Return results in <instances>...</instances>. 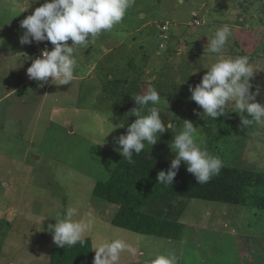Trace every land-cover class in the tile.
I'll use <instances>...</instances> for the list:
<instances>
[{"label":"rangeland","instance_id":"1","mask_svg":"<svg viewBox=\"0 0 264 264\" xmlns=\"http://www.w3.org/2000/svg\"><path fill=\"white\" fill-rule=\"evenodd\" d=\"M42 3L0 0V264H50L58 246L49 225L69 207L78 209L74 219L91 222L84 239L93 250L98 237L136 248L135 256L123 252L118 264H145L168 252L178 264H264V212L254 216L247 207L192 200L181 208L183 239L171 243L115 227L117 206L93 196L123 158L113 150L114 138L136 119L127 116L138 107L132 98L150 86L160 93L161 119L175 125L156 145H146L154 161L171 162L169 144L189 120L200 147L223 166L264 172V126L245 128L231 111L216 120L197 116L194 110L203 109L189 91L216 61L208 40L229 25L225 56L249 57L251 91L259 87L256 102L264 105V0H135L120 24L76 52V78L69 85L49 79L39 87L43 82L27 77L28 64L34 53L53 46L19 40L25 31L20 21ZM51 85L65 89L49 92ZM108 121L125 128L103 144L112 130Z\"/></svg>","mask_w":264,"mask_h":264},{"label":"clouds","instance_id":"2","mask_svg":"<svg viewBox=\"0 0 264 264\" xmlns=\"http://www.w3.org/2000/svg\"><path fill=\"white\" fill-rule=\"evenodd\" d=\"M134 3L135 0H43L40 7L20 21V28L25 31L19 42L21 45H30L47 41L53 47L49 50L45 46L41 55L32 60L31 66L27 68L28 78L43 82L39 87L47 84L49 78L51 83L55 81L59 85H69L76 78V52L95 43L101 33L111 31L120 24ZM231 35L230 26L223 25L208 40L207 48L216 54V61L207 68L199 84L189 87L190 99L203 109L202 114L196 110L194 114L216 120L231 111L238 113L245 128L253 124L264 126V105L256 102L260 89L256 87V91H251L253 84L250 81L254 78V70L249 57L225 56ZM68 41H71V45ZM197 71L198 68L194 69L193 74ZM132 99L138 107L133 108L127 116L136 119L127 125L126 134L114 138L118 147L113 149L129 164L134 163V154L139 155L146 145H156L163 133L175 127L171 122L166 125L161 119V110L156 106L161 96L155 87L150 86L144 94ZM108 123L112 130L104 137L103 144L115 129L125 128L121 123ZM197 135L198 128L194 127L193 122L184 120L181 130L173 135L169 144L175 156L166 171L157 173L158 183L165 187L171 186L182 163L198 184H205L213 176L219 175L223 167L222 160L202 149L197 142ZM77 215L78 209L69 207L63 218L55 220L54 226L49 225L53 242L58 247L85 243L84 237L91 231V222L74 219ZM97 239L93 264H118L125 251L133 256L137 254L136 248L123 239ZM145 264H178V258L174 252H168L146 259Z\"/></svg>","mask_w":264,"mask_h":264},{"label":"trees","instance_id":"3","mask_svg":"<svg viewBox=\"0 0 264 264\" xmlns=\"http://www.w3.org/2000/svg\"><path fill=\"white\" fill-rule=\"evenodd\" d=\"M133 160L129 164L122 158L109 179L98 182L94 188L95 198L117 206L112 219L115 227L163 240H181L185 232L180 222L181 208L186 202L201 200L243 206L254 216L264 212V172L223 166L219 175L198 184L186 171V165L181 164L172 185L165 187L158 183L157 173L166 171L170 163H157L146 149L134 154ZM144 207L152 213H144ZM94 256L91 240L85 239L83 245L54 248L50 264H93Z\"/></svg>","mask_w":264,"mask_h":264},{"label":"water","instance_id":"4","mask_svg":"<svg viewBox=\"0 0 264 264\" xmlns=\"http://www.w3.org/2000/svg\"><path fill=\"white\" fill-rule=\"evenodd\" d=\"M64 87H58V86H53L51 85L49 92H54V91H60V90H64Z\"/></svg>","mask_w":264,"mask_h":264},{"label":"built area","instance_id":"5","mask_svg":"<svg viewBox=\"0 0 264 264\" xmlns=\"http://www.w3.org/2000/svg\"><path fill=\"white\" fill-rule=\"evenodd\" d=\"M163 29H164V31H167V30L169 29V26L167 25V26L163 27ZM40 55H41V51L35 56V58L38 57V56H40ZM35 58H34V59H35ZM30 66H31V65H30ZM30 66H29V67H30ZM27 77H28V75H27ZM49 79H51V78H49Z\"/></svg>","mask_w":264,"mask_h":264},{"label":"crops","instance_id":"6","mask_svg":"<svg viewBox=\"0 0 264 264\" xmlns=\"http://www.w3.org/2000/svg\"><path fill=\"white\" fill-rule=\"evenodd\" d=\"M196 15H197V14H195V16H196ZM196 22H200V21L196 19L195 23H196ZM34 54H35V53H34ZM34 54H33V56H34ZM32 59H33V57L31 58L30 62L32 61ZM30 62H29V64H30ZM29 64H28V67H29ZM26 71H27V70H26ZM54 83L56 84V82H54ZM56 85H57V84H56ZM61 86H62V85H61ZM148 237H149V236H148ZM182 239H183V238H182ZM169 241L171 242V240H169ZM171 243H172V242H171ZM171 243H169V244H171ZM134 264H137V263L134 262Z\"/></svg>","mask_w":264,"mask_h":264}]
</instances>
